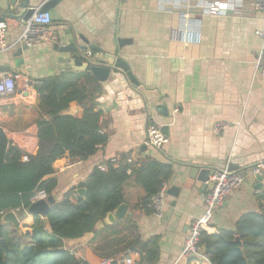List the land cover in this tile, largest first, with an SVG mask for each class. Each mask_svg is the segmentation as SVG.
<instances>
[{"label":"crops","instance_id":"0c3cea01","mask_svg":"<svg viewBox=\"0 0 264 264\" xmlns=\"http://www.w3.org/2000/svg\"><path fill=\"white\" fill-rule=\"evenodd\" d=\"M46 1L29 3L39 9ZM4 2L0 0L1 5ZM186 2L61 0L49 11V29L57 35V42L41 41L22 53L19 49L25 43H17L24 31L23 23L5 22L8 42L15 46L0 54V79L4 75L19 78L16 93L0 98V130L26 156L37 154V124L48 119L41 110L36 87L48 77L82 72L73 68V52L55 48L57 43L67 45L70 34L79 47L88 41L116 55L141 85L161 97L160 102L144 99L122 70L113 71L108 81H99L102 92L97 101L110 122L108 143L87 160L66 156L54 164L52 177L58 184L52 197L56 203L72 190L77 194L81 184L85 188L95 168L114 159L118 160L117 167L123 155L136 158L134 169L145 158L173 165L161 218L137 208L145 192L131 179L124 186L125 204L129 207L125 218L113 224L101 221L84 237L64 241L66 250L89 264L131 259L138 249L134 242L152 238L158 239L156 264H190L188 258L182 257L185 242L193 222L205 213V195L211 188V175L218 169H236L244 175L245 183L216 210L207 233L235 231L241 216L264 210L258 200L264 184L251 173L252 166L264 160V76L255 69L262 46L258 33L264 32V11L255 8L254 0H243L238 6L240 15H201L197 40L184 42L174 38L173 33ZM192 9L190 13L198 16L199 11ZM116 40L122 41L119 49ZM88 51L93 53L92 63L105 64L103 56L94 50L80 54L84 57ZM64 114L81 118L83 108L72 103ZM150 124L158 126L166 137L160 148L146 145ZM219 124L226 125L224 130H217ZM196 167L211 170L205 190L191 178ZM172 188L178 190L174 195L168 194ZM35 216L28 214L20 221V232L12 225L5 226L13 244H33L24 233L32 232ZM38 217L44 224V234L50 235L44 217Z\"/></svg>","mask_w":264,"mask_h":264},{"label":"trees","instance_id":"16d2710c","mask_svg":"<svg viewBox=\"0 0 264 264\" xmlns=\"http://www.w3.org/2000/svg\"><path fill=\"white\" fill-rule=\"evenodd\" d=\"M36 91L41 110L48 116L37 124V154L27 156L28 161L24 162V152L0 130V212L28 210L34 195L42 190L51 197L58 184V180L52 177L58 160L66 156L87 160L110 139V122L106 120L104 110L97 106L102 85L90 72L72 71L45 78ZM72 103L83 108L81 118L64 114ZM128 158L129 155L121 156L117 167L107 162L106 171L95 168L85 183V196H78L76 202L71 200L76 195L72 190L62 201L55 203L47 216L52 230L50 235L44 234V224L35 216L32 232L24 233L33 244L24 247L13 244L5 230L6 224L0 220V264H89L66 250L64 241L84 237L125 203L124 186L131 179L145 192L137 208L146 215L154 214L152 198L171 178L173 165L145 158L140 167L128 175ZM258 200L264 209V190ZM131 225L137 230L136 224ZM237 237L243 247L236 242ZM2 239L8 247L6 252ZM134 245L138 249L133 253L131 264H156L157 238L147 242L136 240ZM200 245L208 261L190 258V264H264V210L241 216L235 231L203 232Z\"/></svg>","mask_w":264,"mask_h":264},{"label":"built area","instance_id":"2783aa9c","mask_svg":"<svg viewBox=\"0 0 264 264\" xmlns=\"http://www.w3.org/2000/svg\"><path fill=\"white\" fill-rule=\"evenodd\" d=\"M241 3H243V0H187L184 8L180 11V23L173 33L174 38L182 39L184 42L197 40L201 33V20L199 16H219L223 14L237 16L241 14V11L238 9V6ZM254 6L258 11H264V0H254ZM192 8L199 11L198 16H194L190 13V10H193ZM51 24V13H41L39 12V9H37L32 18L23 24L24 31L17 44L25 43V45L31 47L35 43L41 41L57 42V35L49 29ZM258 34L262 38V46L257 57L255 69L257 74L264 76V32H259ZM7 36L8 25L6 23H0V54L11 50L15 46L9 44ZM85 56L88 60H92L93 53L88 51ZM18 78L19 76L16 75H4L0 79V98L11 97L16 93V80ZM225 127L226 125L219 124L217 130L222 131ZM166 141L165 135L158 126L155 124H150L148 126L146 139V145L148 147L160 148ZM23 161H28V157H23ZM111 163L116 166L118 160L114 159ZM127 163L130 165L127 173L128 175H131L133 169L136 167L137 160L134 156H130L127 159ZM99 169L101 171H106L107 166L102 165ZM251 173L255 177H262V182L264 184V160L253 165ZM244 183V175L238 171H232L229 168L218 169L212 173L211 188L205 195V213L191 225L190 234L186 239L182 257L208 261V257L200 245L201 234L207 231L216 210L224 204L231 193L241 188ZM167 190V183H163L159 192L152 198V207L156 217L161 218L164 215ZM48 198L46 191L42 190L34 195L32 203L46 201ZM77 198L78 195L76 194L71 200L76 202ZM13 211L17 214L21 212L20 210ZM6 213L8 212H0V220H2ZM125 262L131 264L132 260L128 258Z\"/></svg>","mask_w":264,"mask_h":264},{"label":"water","instance_id":"95a60500","mask_svg":"<svg viewBox=\"0 0 264 264\" xmlns=\"http://www.w3.org/2000/svg\"><path fill=\"white\" fill-rule=\"evenodd\" d=\"M61 0H47L40 8L39 12L46 13L50 10L54 9L56 5ZM18 11V12H17ZM37 11L36 8L30 7L29 0H21L20 4H17V0H5L4 4L0 3V23H5L7 20H13L22 22L23 24L29 21L32 16ZM71 41L67 45L56 44L55 48L62 52H73V68L78 71H88L90 72L97 80L100 82L108 81L111 73L116 70H122L131 87L135 89L138 93H140L144 99L151 101L155 100L157 102L161 101V97L157 91H149L140 82L136 79V77L130 71V68L120 59H117L116 55L108 54L100 47L95 45H89L88 41L86 42V46L79 47L76 43V39L72 34H70ZM115 46L121 48L122 41L116 40ZM28 46L23 45L19 49V53L27 50ZM94 50L103 56L105 64L95 65L91 60H88L86 56L83 57L80 53L87 50ZM232 171H236L234 168H230ZM210 169H198L197 167L192 169L191 178L196 179L201 187L205 190L206 183L210 178ZM195 175H198L197 178ZM258 180L263 181L262 177H258ZM178 191L176 188H172L169 190L168 194L174 195V193ZM79 197H84L86 194V189L83 187V184L79 186L77 191ZM56 201L54 197H49L46 201H39L36 203H32V206L28 210H23L18 214L14 211H10L4 215L2 218V223L6 225H12L17 232H20V221L25 219L28 214L42 216L44 217L45 227L48 232H52L50 222L47 218L48 213L53 205H55ZM128 205L123 203L118 208H116L113 212L109 213L103 221L108 223H115L118 220L125 218L128 215ZM131 215V214H130ZM236 242L243 247L241 243V239L239 237L236 238ZM1 243L7 251L8 247L4 239L1 240ZM134 250V249H132Z\"/></svg>","mask_w":264,"mask_h":264}]
</instances>
